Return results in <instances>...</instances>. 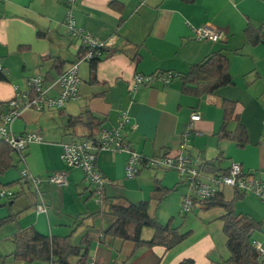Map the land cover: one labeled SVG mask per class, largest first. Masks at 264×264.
I'll return each mask as SVG.
<instances>
[{
  "label": "crops",
  "instance_id": "crops-1",
  "mask_svg": "<svg viewBox=\"0 0 264 264\" xmlns=\"http://www.w3.org/2000/svg\"><path fill=\"white\" fill-rule=\"evenodd\" d=\"M68 8L77 26L98 41L116 38L115 54L103 56L95 77L90 63L79 61L81 43L67 33L64 21ZM204 25L217 28L223 40H196L194 30ZM248 29L251 33L261 31L264 36V0H80L72 6L68 0H0V116L14 98L15 88L27 92V80L35 75L43 76L49 94L57 96L59 87L50 86L59 76L55 58L65 62L64 71L79 62L81 78L78 98L63 109L43 113L26 110L13 125L18 135L41 130L43 141L31 144L23 161L13 152L12 167L0 170V187L14 195L8 209L0 207V221L15 214L0 226V256L12 254L16 249L14 237L33 228L46 237H69L71 245L86 251L87 259L96 264H181L190 259L194 264H222L228 260L222 221L226 211L199 206L183 216L182 200L191 192L177 173L144 170L129 179L127 154L101 152L97 165L109 184L105 200L98 204L84 173L69 168L62 154L64 144L87 136L82 128L69 127L71 119L88 112L102 121V128H110L122 112H127L131 123L137 125L134 131L126 130L128 141L144 156L182 153L199 166L212 169L205 171L208 177L225 174L238 163L246 173L264 181V40L252 44ZM134 50L141 57L139 62L128 54ZM216 52L229 58L233 85L202 97L184 94L180 76ZM161 72L178 77L168 85L155 80L136 92L129 91L136 74ZM225 102L234 104L227 120ZM193 112L202 117L196 124L198 135L181 150V135ZM236 132L241 143L224 137ZM26 169L43 180L40 197L47 206L46 213L37 212L41 198L29 180L21 179ZM55 172L69 175L68 187L58 188L47 182ZM159 186L164 192L158 191ZM220 191L225 202L234 201L238 195L228 187ZM117 200L148 202L152 219L190 236L171 250L104 236L114 221L110 206ZM244 205L252 209L239 213V206ZM235 211L263 223L252 236L264 235V202L243 195ZM153 236L152 228L142 230L144 240ZM79 260L70 257L68 264H78ZM0 264L52 263L0 258Z\"/></svg>",
  "mask_w": 264,
  "mask_h": 264
},
{
  "label": "built area",
  "instance_id": "built-area-1",
  "mask_svg": "<svg viewBox=\"0 0 264 264\" xmlns=\"http://www.w3.org/2000/svg\"><path fill=\"white\" fill-rule=\"evenodd\" d=\"M79 1L68 0V3L72 6ZM64 22L70 38L80 42L86 52L82 61L89 62L94 54L100 52L102 48H112L116 45V38L100 42L91 34L79 28L70 8H68ZM194 33L198 41L216 43L223 40L222 32L211 25L196 28ZM79 66V62L73 64L52 85V88L56 85L59 87L56 97L48 95V90L44 87V78L41 75H35L27 80V92L15 88L14 98L7 104L6 111L0 116V142L8 145L21 156L22 160L25 159L24 153H26L28 147L33 143H41L43 136L41 130H34L23 135L16 134L13 130L15 121L26 110H34L38 113L61 110L68 102L76 100L81 84ZM0 70L2 69L0 68ZM174 78L173 73L161 72L150 76L136 74L130 84L129 91L136 92L140 87L149 86L155 80L168 85ZM201 119L202 117L198 112L191 114L190 120L181 135V150L185 149L192 136L198 135L196 124ZM127 129L134 131L137 129V125L131 123V117L127 112H122L114 125L110 128L100 129L93 138L84 137L63 145L62 159L64 163L69 168L84 173L85 183L96 195L98 203H102L106 186L109 184L97 165L98 155L104 151L128 155L126 177L129 179L138 177L140 172L144 170L177 173L182 183L187 185L191 192L182 200L181 212L183 215L194 212L202 203L210 202L216 193L225 187L233 188L240 194L253 195L264 202V181L246 173L241 164L234 163L227 173L208 177L199 164L188 155L179 153L178 155L167 154L163 157H146L137 152L128 141ZM20 176L21 179L29 180L40 197V185L43 180L31 175L27 169L22 171ZM47 182L58 188H66L69 185V175L66 172H55L48 177ZM13 197L14 195L9 189L0 187V200ZM47 210V206L41 198V202L37 205V212L46 213ZM252 245L261 255V258L264 259V246L262 243L255 240L252 241ZM89 264H96V262L90 260Z\"/></svg>",
  "mask_w": 264,
  "mask_h": 264
},
{
  "label": "trees",
  "instance_id": "trees-1",
  "mask_svg": "<svg viewBox=\"0 0 264 264\" xmlns=\"http://www.w3.org/2000/svg\"><path fill=\"white\" fill-rule=\"evenodd\" d=\"M249 29L247 32L251 33V30ZM254 33L255 36H253ZM250 39L252 44L255 45L258 42L263 41L264 36L261 31L253 32L250 34ZM114 48L115 46L112 48H102L100 52L94 54L92 60L89 61L91 72L94 77L97 72L98 63L102 61L103 56L106 58L115 54L116 51L113 50ZM85 54L86 52L83 48V54L81 55L79 61H82ZM128 54L135 62H139L141 60L137 50ZM229 65V58L225 54L221 52L211 54L201 63L192 66L188 73L180 76L182 80V91L184 94L202 97L204 95L214 93L219 88L233 85V80L229 73ZM64 66L65 62L63 60L55 58L54 67L59 76L55 81L53 80L51 82V88L52 85L56 83L60 76L66 71L63 70ZM173 74L175 78L178 77L177 74ZM46 81L47 80L44 78V87L48 90V95L51 96L49 94L50 88L46 87ZM233 107L234 104L230 102L224 103L225 120L229 119L232 114ZM69 127H80L87 133L86 137L93 138L98 134L99 130L102 129L103 123L91 113L87 112L85 116L80 115L79 117L71 119L69 121ZM238 134L239 133L237 132L233 134L226 133L224 134V137L229 139L231 138L233 141L241 143L242 139L239 140L240 137ZM13 152L14 151L8 145L0 142L1 172H5L6 169L12 167L11 160ZM25 155L26 153H24V158ZM19 157L21 161H23L20 155ZM201 168L204 172H211L212 170L207 165L202 166ZM157 189L158 191L164 192V188L161 186ZM237 194L238 195L234 201L225 202L221 191H218L210 202L201 204V206L205 209L221 207L226 211V214L222 217V221L224 223L223 231L227 239L226 246L230 253V257L222 264H264V259L261 258V255H259V253L254 249L251 241L252 233L254 230L261 229L263 223L255 222L252 219L236 214V202H238L244 195L238 192ZM104 200L105 198H103V201ZM148 211V202L132 204L122 203L117 200V203L110 206V213L114 218V221L105 231L104 236L132 241L137 245H145L148 247L159 246L165 248L166 250L174 249L190 236L189 233L183 234L176 229H172L170 225H160L156 220L150 217ZM14 216L15 214H12L11 216L1 220L0 226L11 221ZM145 228H152L154 230V236L151 240H144L142 238V230ZM14 242L16 245L15 251L9 256H0L1 259L6 260L7 258H12L28 263L43 261L51 262L52 264H68V259L70 257H80L78 264H89L90 262V260L87 259L86 251H83L82 248L71 245L69 237H46L39 234L32 228L16 235L14 237ZM84 242L87 243V238H84ZM181 264H194V261L191 259L184 260Z\"/></svg>",
  "mask_w": 264,
  "mask_h": 264
},
{
  "label": "rangeland",
  "instance_id": "rangeland-1",
  "mask_svg": "<svg viewBox=\"0 0 264 264\" xmlns=\"http://www.w3.org/2000/svg\"><path fill=\"white\" fill-rule=\"evenodd\" d=\"M17 154V153H16ZM164 172V171H163ZM228 188H230V187H228ZM233 189V188H232ZM92 190V189H91ZM248 195H250V194H247V196ZM96 196V195H95ZM251 196H253V195H251ZM251 199L253 198V197H250ZM257 198V197H256ZM10 198H4V199H1L0 200V206H5V207H3V208H9V202H10ZM256 200V199H255ZM96 202H97V200H95ZM254 202V201H253ZM99 204V203H98ZM243 205V204H242ZM250 206V207H249ZM3 208H0V210L1 209H3ZM248 208H250V210L252 209V207H251V205H244L242 208H241V206H239V208H238V211H239V213H247L248 212ZM259 218H260V215L258 216ZM264 237V235L263 234H260V236L259 235H257V238H260V240L262 241V245L264 246V240H263V237ZM255 235L253 234V236H251V241H255ZM256 238V239H257Z\"/></svg>",
  "mask_w": 264,
  "mask_h": 264
},
{
  "label": "water",
  "instance_id": "water-1",
  "mask_svg": "<svg viewBox=\"0 0 264 264\" xmlns=\"http://www.w3.org/2000/svg\"><path fill=\"white\" fill-rule=\"evenodd\" d=\"M10 205H12V202L10 203ZM1 207V206H0Z\"/></svg>",
  "mask_w": 264,
  "mask_h": 264
}]
</instances>
